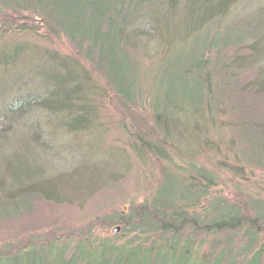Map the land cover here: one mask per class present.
I'll use <instances>...</instances> for the list:
<instances>
[{
  "label": "rangeland",
  "instance_id": "rangeland-1",
  "mask_svg": "<svg viewBox=\"0 0 264 264\" xmlns=\"http://www.w3.org/2000/svg\"><path fill=\"white\" fill-rule=\"evenodd\" d=\"M146 8L143 7V11ZM224 16L217 22L228 42L224 47L209 43L203 55V64H208L207 72H210L206 83L210 87L215 85L213 97L221 107L213 118L205 112L206 122L195 131L192 129L193 136L190 131L177 127L174 131L177 135L173 137L175 143L161 144L167 150L166 159L137 156L130 133L135 130L132 128V125L136 126L134 123L146 132L153 126L151 99L157 95L159 105H163L165 91L171 88L168 85L171 73L177 70L181 59L190 54L197 41L195 37L178 42L163 59L169 47H166L165 38L160 40L152 35V30L145 36L134 35L133 28L126 27L121 44L124 52L118 56L124 63L127 81L134 75L143 92L130 105L122 100L116 88L101 73L108 74L111 82L116 80L110 72L105 53L109 46L117 44V35L113 38L115 43L97 42V66L86 57L85 50L78 49L64 34L47 35L42 25L39 33L20 32L16 27L13 30L11 27L0 29V51L11 52L20 46L26 50L24 53L20 51L16 67L9 69L12 78L31 76L34 69L44 66L41 58L52 55L68 63L93 93L90 103L92 123L86 130L68 134L62 128L67 119L65 114L54 113L44 118L37 112L33 117L37 123L35 128L20 127L11 136L8 147H0V184L4 180V157L19 155L24 166L31 170L33 180H51V191L55 197H60L59 201L42 198L29 201L31 196H28L20 200L23 206L18 212H11L9 208L6 212L11 213L8 214L0 208V249L11 247L13 251L18 250L52 234H65L69 238L66 241L67 257L73 253L79 238H89L95 245L106 240L113 245H123L131 240L146 247L155 240V236H136L120 224L109 225L106 218L126 214L131 204L149 201L169 173L179 175L183 180L190 178L188 170L192 166L213 172L217 182L208 187L207 194L190 212L195 210L198 213L199 207L205 206L213 196L242 202L250 197L264 199V160L259 161L264 157V136L259 131L264 126V91L256 85L264 82V0H238L233 10ZM176 20L179 21L180 17ZM213 24L209 22L205 30ZM249 26H253L249 32L261 37L257 42L250 40L251 34L246 29ZM216 30L217 27H213L209 37ZM223 57V64H231L233 70L225 77L220 91L217 85L221 71L217 68L213 73L212 66ZM8 61L14 62V59ZM45 62L52 68L50 61ZM196 75L194 72L190 77L196 78ZM6 77L7 73L0 74V99L4 91L6 100H12L24 84L15 80L16 84L11 85L14 80H9L2 87ZM174 87L179 91V84ZM204 96L208 101L209 96ZM175 100L181 102L179 97ZM195 120L191 115L185 118L188 123ZM12 151L15 152L10 154ZM236 169H239L238 175L233 171ZM116 227L119 229L113 231ZM149 236L152 239H148ZM215 238L217 236L204 234L194 237L198 257L206 259L216 251Z\"/></svg>",
  "mask_w": 264,
  "mask_h": 264
},
{
  "label": "trees",
  "instance_id": "trees-1",
  "mask_svg": "<svg viewBox=\"0 0 264 264\" xmlns=\"http://www.w3.org/2000/svg\"><path fill=\"white\" fill-rule=\"evenodd\" d=\"M237 1L0 0V29L11 27L13 30L16 27L20 32L39 33L42 25L41 28L44 27L47 35L64 34L78 49L85 50L86 57L91 58L97 66V42H114L113 38L117 35V44L114 42L115 45L109 46L105 53L110 72L116 76V80L111 82L108 74L101 73L116 88L122 100L132 105L143 92L134 75L133 79L127 81L124 63L118 56V53L124 52L121 44L126 27L131 26L134 35L145 36L152 30V35L160 40L165 38L166 47H169L163 59L178 42L195 37L197 41L190 54L187 58L183 57L181 63L177 64V70L171 73L168 82L171 88L165 91L163 105H159L157 101L159 96L151 99L153 126L146 132L134 123L136 126L132 125V128L135 130L130 133L137 156L144 158L150 155L166 159L167 150L164 146L175 143L173 137L177 135L174 132L177 127L194 135L192 131L206 122L205 112L213 118L221 107L213 97L216 93L215 85L210 87L206 83V76L210 72H207L208 64H203V55L209 43L224 47L228 42L217 21L225 17L229 10H233ZM143 7L147 8L143 11ZM177 17H180L179 21L176 20ZM209 22L214 24L209 30H205ZM213 27H217V30L209 37ZM252 28L253 26L246 27L248 32ZM249 34L250 40L254 42L261 38L259 34ZM134 49L137 50V46ZM20 51L26 52L21 46L7 53L0 51V74L7 73L2 87L9 80H14L11 85L16 84L15 80L24 84L22 91L20 89L12 100H6L7 93L3 91L0 99V147L7 148L11 143V136L20 127L31 130L35 128L37 123L33 117L37 112L44 118L54 113L65 114L67 119L62 128L68 134L90 127L93 93L77 77L70 65L52 55L43 56L41 64L44 66L34 69L33 76L12 78L9 69L16 67ZM10 59H14V62L8 61ZM45 60L50 61L52 68L47 67L50 65ZM224 60L223 57L212 66L213 73L217 68L221 71L218 89L224 86L225 77L233 70L231 64H223ZM194 72L197 74L196 78H191L190 74ZM261 83L263 85H256L264 91V82ZM177 84L179 91L174 87ZM204 95L209 96L208 101L204 99ZM176 97L181 99L180 103L173 101ZM189 115L195 116L194 123L185 122ZM178 116L183 118L179 119ZM259 131L264 136V126ZM262 159L264 157L259 161ZM4 161L0 208L5 214L18 212L23 206L20 200L28 196H31L29 201L39 198L59 201L60 197H55L50 189L53 182L47 179L33 180L31 170L24 166L19 155L4 157ZM238 170H233L236 175L239 174ZM188 173L190 178L184 180L172 173L165 175L149 201L131 204L126 214L106 218L109 225L120 224L124 230L136 233V236H155V240L146 247L131 240L123 245H113L107 240L95 245L89 238H79L73 253L67 257L66 241L69 238L65 234H52L47 239L35 240V243H28L18 250L13 251L11 247L0 249V264H264V199L250 197L242 202L213 196L205 206L199 207L198 213L195 210L194 213L190 212L198 206L202 196L207 194L208 187L214 186L217 180L216 175L204 167L192 166ZM9 208L11 212H6ZM202 234L217 236L216 251L207 260L198 257V247L195 248L193 240ZM185 235L187 237L184 239ZM148 239H152L151 236ZM49 244L51 246L47 247ZM59 244L62 246H58ZM219 245L221 247L218 248Z\"/></svg>",
  "mask_w": 264,
  "mask_h": 264
},
{
  "label": "water",
  "instance_id": "water-1",
  "mask_svg": "<svg viewBox=\"0 0 264 264\" xmlns=\"http://www.w3.org/2000/svg\"><path fill=\"white\" fill-rule=\"evenodd\" d=\"M118 229H119V227H116V228L113 229V231H117Z\"/></svg>",
  "mask_w": 264,
  "mask_h": 264
}]
</instances>
